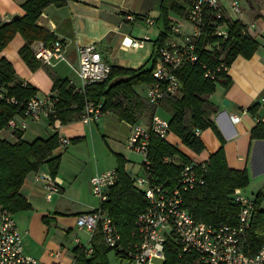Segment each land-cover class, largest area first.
Returning a JSON list of instances; mask_svg holds the SVG:
<instances>
[{
  "label": "crops",
  "instance_id": "obj_1",
  "mask_svg": "<svg viewBox=\"0 0 264 264\" xmlns=\"http://www.w3.org/2000/svg\"><path fill=\"white\" fill-rule=\"evenodd\" d=\"M25 1L27 0H0V22H9L13 18L23 16L25 12L21 5ZM161 1L64 0L62 6L54 4L46 6L41 11L36 24L51 33L54 39L59 38L65 42L67 62L75 68L78 66V48L94 44L102 58L111 66L134 70L152 69L153 60L156 58L152 60L149 58L153 41L158 37L155 21L159 15ZM239 1L241 12L237 15L231 12L228 14L233 21L243 24L250 35L254 33L257 35L255 37L258 42L257 50L249 58L236 56L226 70L229 79L226 86L216 84L215 91L209 95V101L216 108L210 116L214 128L199 129L197 136L203 144L200 153H195L186 147L172 131L165 141L189 160L196 161L209 160V157L222 147L227 166L232 170L246 172L248 182L244 188H240L241 192L254 201L257 195H261L260 209L264 211V139L251 137L254 127L258 123L264 124V40L260 39L264 37V0ZM222 2L228 8L230 0H222ZM128 16L133 19H127ZM168 16L173 23L183 19L180 15L181 18L176 20L178 15L172 12H169ZM147 17L154 20L153 24H147ZM184 27L190 31L188 24L185 23ZM124 37L145 40L138 49L123 50L120 44ZM170 39L171 35L163 44ZM24 43L21 35L16 34L0 51V59L5 58L12 65L16 80H20L22 85L28 84L36 89L34 95L42 97L48 93L57 94L56 91L51 90L52 79L48 71L58 78L72 81L78 87L81 85L80 79L66 62H60L54 67L39 62L38 68L29 69L18 53ZM117 80L119 79L113 81ZM149 85L141 84L133 88L147 103L146 92ZM163 103L162 100L158 106L152 105L153 114H158L160 108L163 110ZM153 114L147 112L137 123L149 125ZM165 119L169 120V118ZM40 124L43 127L37 126ZM132 125L119 120L112 112H104L97 121L88 124L83 123L80 118L64 124L55 119L50 124L48 118H43L39 122L26 121L24 129L16 130L26 142H32L37 138L46 139L53 133L58 134V140L59 136H65L70 140L68 147L66 145L62 150L57 149L58 141L52 152L53 155L60 156L58 171L54 176L60 181V191L54 193L51 199L46 198L44 184L37 179L40 173L48 172L46 166H43L37 172L29 173L20 189L30 208L13 213L23 237V251L35 258L37 264H74L78 255L73 241L75 237L79 238L82 244L89 243L94 247V235L100 233L97 232L91 237L83 231H78L75 217L99 206L96 198L95 203L90 200V177L115 169L117 161L114 154L124 159V171L132 181L134 177L144 173L142 162L139 164L131 162L129 157V154H134L127 147ZM99 136H102V141ZM0 138L11 144L17 141L14 130L7 127L0 130ZM72 139L78 141L72 143ZM99 147L102 151L105 150L103 154ZM106 148L113 155H110ZM107 155L113 157L111 158L114 160V165L101 166V161ZM82 159L92 161L94 165L90 176L86 181L84 179L83 183L77 180L76 173L69 172V166L74 169V165H82ZM175 160L178 164L182 163L178 155H175ZM133 186L136 187L134 182ZM68 189L78 198L76 208L66 207L65 203L60 202L59 198ZM136 189L139 190L137 187ZM85 191L88 192L89 197L83 199L82 195ZM99 241L104 244L101 235ZM85 257L90 259L92 255ZM106 260L108 261V253Z\"/></svg>",
  "mask_w": 264,
  "mask_h": 264
},
{
  "label": "built area",
  "instance_id": "obj_2",
  "mask_svg": "<svg viewBox=\"0 0 264 264\" xmlns=\"http://www.w3.org/2000/svg\"><path fill=\"white\" fill-rule=\"evenodd\" d=\"M229 12L237 15L241 12L239 0H230L228 8L222 0H190L182 15V20L174 22L170 28L171 39L156 49V60L151 69L153 82L146 92V100L158 106L165 96H176L180 82L175 71L184 65L205 64L200 60V51L218 49V40H225L230 35V24L233 20ZM132 20L133 17L128 16ZM147 24H153L152 18H146ZM190 26L187 31L184 24ZM240 33L251 37L244 27ZM213 39H216L214 41ZM145 39L124 37L120 48H140ZM34 58L43 65L54 67L60 62H67L66 44L61 39H54L50 44L41 40L31 43ZM70 65V64H69ZM81 81L78 87L68 81L75 91L82 92L87 85L101 83L108 79L111 65L106 62L94 44L78 48V66L70 65ZM228 66L220 62L214 70L205 69L204 76L215 79L220 71L226 72ZM222 80V78H219ZM56 94L48 93L42 97L31 96L24 102L8 95L0 88V105L15 107L14 115L7 121L6 127L11 130H22L26 121L39 122L55 112ZM101 103L86 101L81 114L85 124L97 121L102 115ZM238 120L237 117H235ZM199 129L194 134H199ZM170 134L167 119L158 114L151 116L149 125L135 123L131 127L127 141L130 151L142 155L144 173L133 178V182L142 193L144 207L134 221L131 237L123 240L102 203L108 201L107 191L117 182L115 169H109L90 178L92 195L99 206L75 217V226L89 236L100 233L107 248L120 259L131 264H264V241L259 250L246 254V234L251 227L255 201L245 196L240 188H235L231 201L238 212L234 224L206 223L195 220L183 207L184 194L205 184L209 160H190L178 164L175 155H165L163 164L180 165L179 175L174 183L162 179L155 173L152 162L148 159L150 138L167 139ZM58 150L70 143L69 138L59 136ZM37 179L44 184L46 198L49 200L60 190V181L48 172L40 173ZM74 245L85 256L94 253L89 243L82 244L79 238L73 239ZM169 257L172 262L169 263ZM0 264H37V260L23 251V237L19 231L13 213L0 208Z\"/></svg>",
  "mask_w": 264,
  "mask_h": 264
},
{
  "label": "trees",
  "instance_id": "obj_3",
  "mask_svg": "<svg viewBox=\"0 0 264 264\" xmlns=\"http://www.w3.org/2000/svg\"><path fill=\"white\" fill-rule=\"evenodd\" d=\"M190 0H162L159 15L155 21L158 37L153 41L152 53L149 60L156 58V49L163 44L170 35L173 24L169 12L178 16L183 15ZM49 4L62 6L64 0H27L21 7L25 14L13 18L9 22H0V51L20 34L24 45L18 53L29 69L35 70L40 65L31 51L34 40L50 44L54 38L51 33L39 27L36 22L41 11ZM244 25L239 21L230 24V35L225 40H218V49L200 51V60L205 69L214 70L220 62L229 67L236 56L251 57L258 48V42L252 37L240 33ZM216 41V39H213ZM264 47V45H263ZM155 61V60H153ZM205 69L200 65H184L175 71L180 82L182 93L180 97L165 96L162 108L169 114V129L177 135L182 143L195 153L203 150V144L194 129L204 130L214 128L210 116L216 108L208 97L215 91L216 84L226 86L228 77L226 72L220 71L215 79L204 76ZM52 79V91H56L58 101L55 112L49 116V123L55 119L64 124L81 118L85 102L101 103V111L112 112L119 120L135 124L142 115L154 113V107L147 103L135 91L134 87L141 84H151L153 78L151 69H124L111 66V72L105 81L85 86L82 92L75 91L66 79L54 76L48 71ZM222 78V80H219ZM16 73L12 65L5 59H0V88L24 102L36 93V89L28 84L22 85L16 80ZM119 79L117 81H113ZM16 80V82H14ZM14 82V83H13ZM11 84V85H10ZM15 107L0 105V130L6 127L7 121L14 115ZM17 141L13 144L0 138V208L11 213L25 211L30 208L26 198L20 193L25 177L31 172H37L46 166L49 174L55 176L60 156L52 152L58 143V134L53 133L46 139L37 138L32 142L21 139V133L14 130ZM251 137L264 139V124L258 123L251 131ZM78 139H72L76 142ZM165 155H178L181 164L189 162L188 157L180 153L164 139L151 137L148 147V159L152 162L155 173L162 179H169L174 183L179 175L180 165L161 163ZM117 161L115 168L117 182L108 189V201L102 203L118 228L123 240L130 239L137 215L144 207L142 193L133 186V181L124 171V159L114 154ZM248 179L245 171L230 169L225 161L223 148L220 147L209 157L208 171L205 184L184 194L183 207L188 210L195 220L206 223L234 224L238 212L237 206L231 201V194L235 188H244ZM262 196L255 198L251 227L246 234V254L256 253L264 241V211L260 209ZM92 258L86 259L83 253L78 254L74 264H107L106 254L111 251L100 243V235H94ZM116 255V254H115ZM117 256V255H116ZM118 257V256H117ZM119 258V257H118ZM169 263L172 258L169 257Z\"/></svg>",
  "mask_w": 264,
  "mask_h": 264
},
{
  "label": "rangeland",
  "instance_id": "obj_4",
  "mask_svg": "<svg viewBox=\"0 0 264 264\" xmlns=\"http://www.w3.org/2000/svg\"><path fill=\"white\" fill-rule=\"evenodd\" d=\"M179 18H181V17L180 16H177L176 20L179 19ZM251 36L254 39H255V37H257V35L255 33L254 34H251ZM260 39H263L264 40V37H260ZM181 90H182V88L180 87V90H179L178 94H176V97L177 96L180 97V95L182 93ZM170 97H173V96H170ZM158 115L160 117L164 118V119L165 118H169V114L166 111L162 110L161 108L158 111ZM37 126L43 127L42 124L37 125ZM99 139H100V141H102V136H99ZM103 145H105V144H103ZM66 147H68V145ZM101 147H102V145H101ZM105 147H107V146L105 145ZM106 149H107L108 153L110 154L111 153L110 150L108 148H106ZM99 150H100V152L102 154L105 152V150L102 151L100 147H99ZM132 153H134V154H129V157H130L131 162H134V163H137V164L141 163L142 160H143L142 155L137 154L135 152H132ZM110 155H113V154H110ZM108 156L109 155H107V156H105L103 158V160L101 161V166L102 165H106V164L114 165V160L112 159L113 157L111 156L112 157L111 158V157H108ZM82 161H83L82 165H79V166L74 165V169L71 166H69V172L72 171V172L76 173V177H78L77 180L80 181L81 183H83L84 179L86 181V179L90 176L91 171L94 168V165H93V162L92 161H89V160H86V159H82ZM137 174H139V173H137ZM67 192H64V195H62V197L59 198L60 199V202L61 203H65L64 206H66V207H69V206H73L72 208L78 207V204H77L78 198H77V196L76 195H73L72 193H70V190L69 189H68ZM86 197L87 198L89 197L87 191H85V194L82 195V198L83 199H86ZM90 200L93 201L94 203L97 202L96 199H95V197L92 195V193H91ZM121 261L123 262L122 264H128L127 263L128 262L127 260H124V259L120 260V259L116 258L114 252H112V251H109L108 252V261H107V264H121Z\"/></svg>",
  "mask_w": 264,
  "mask_h": 264
},
{
  "label": "water",
  "instance_id": "obj_5",
  "mask_svg": "<svg viewBox=\"0 0 264 264\" xmlns=\"http://www.w3.org/2000/svg\"><path fill=\"white\" fill-rule=\"evenodd\" d=\"M225 103V102H224Z\"/></svg>",
  "mask_w": 264,
  "mask_h": 264
}]
</instances>
